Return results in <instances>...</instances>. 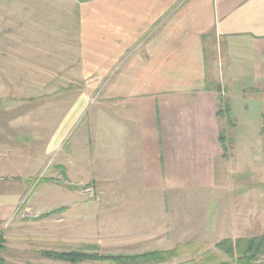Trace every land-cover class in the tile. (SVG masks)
<instances>
[{
	"label": "crops",
	"instance_id": "crops-1",
	"mask_svg": "<svg viewBox=\"0 0 264 264\" xmlns=\"http://www.w3.org/2000/svg\"><path fill=\"white\" fill-rule=\"evenodd\" d=\"M15 7L22 29L7 35L1 28L0 38L14 37L31 63L46 64V77L30 85L51 87L48 114H0V129L15 127L39 142L50 182L93 183L105 197L144 199L137 205L149 201L163 223L194 199L203 215L219 216L215 229H231L221 219L224 201L246 177L247 161L234 147L232 162L219 141L224 119L211 85L218 61L207 51L221 41L218 82L264 91V0H16ZM40 38L46 50L35 47ZM229 94L221 96L228 106Z\"/></svg>",
	"mask_w": 264,
	"mask_h": 264
},
{
	"label": "rangeland",
	"instance_id": "rangeland-1",
	"mask_svg": "<svg viewBox=\"0 0 264 264\" xmlns=\"http://www.w3.org/2000/svg\"><path fill=\"white\" fill-rule=\"evenodd\" d=\"M15 1L0 0V29L3 28L7 35H14L17 28L22 29L21 23H17ZM40 1L45 3L48 0ZM43 40H33L38 51L47 49L46 43L40 44ZM17 41L14 37L0 38V114H48L46 95L51 87L30 85L36 77H46V64L31 63V51H25L23 56ZM220 43L217 42L214 50L218 61L217 80L211 85L220 89L221 96L226 89L228 94L229 91L235 94L228 100L230 123L221 121L229 140L227 157L233 158L235 147L237 158L243 160L242 165L247 161V174L246 170L243 171L246 177L233 180L234 188L231 187L224 201L221 219L231 223V229L223 231L222 228L226 227L223 224H218L215 229L214 223L219 216L203 215L201 201L194 199H186L180 207L181 216H175L177 225L175 217L166 223L160 222L158 209L153 207L151 211L149 201L144 203L148 208L137 205L144 199L132 200L118 192L115 197H105L93 183L75 187V184H64L62 178L57 181L60 183L50 182L52 167L47 153L38 151L39 142L25 141L28 137L15 127L1 128L0 235L4 240L5 251L1 253L4 264H62L43 258L42 251L95 247L102 254H138L169 250L187 242L203 245L199 255L204 252L218 255L214 245L222 239L234 240V236L248 239L264 233V91L262 88L256 92V88L249 86H233L232 82L227 88L218 82L225 71L224 50ZM210 55L209 52L207 59L211 62ZM36 64L43 69L34 71ZM36 95L41 100H36L35 106L31 98H39ZM33 105L39 106L40 110H33ZM213 204L208 202L209 211ZM199 225L209 226L210 230L197 231ZM188 258L171 264H189Z\"/></svg>",
	"mask_w": 264,
	"mask_h": 264
},
{
	"label": "trees",
	"instance_id": "trees-1",
	"mask_svg": "<svg viewBox=\"0 0 264 264\" xmlns=\"http://www.w3.org/2000/svg\"><path fill=\"white\" fill-rule=\"evenodd\" d=\"M208 37V36H207ZM210 37V36H209ZM206 38V37H205ZM211 40V38H209ZM204 40V38H203ZM212 52V53H211ZM211 55L215 51L211 50ZM209 54V51H207ZM219 106L217 117L224 119L226 124L230 123V109L225 100L220 95L217 87ZM219 141L226 151V143L229 142L223 129L219 132ZM203 245H196L191 242L178 244L169 250H157L136 254H102L95 247H82L77 250L68 251H42L40 255L48 260L62 264H171L175 260L189 256V264H264V233L252 238L222 239L214 245L218 255L212 252H204L199 255ZM5 251L4 240L0 235V264H4L1 253Z\"/></svg>",
	"mask_w": 264,
	"mask_h": 264
}]
</instances>
